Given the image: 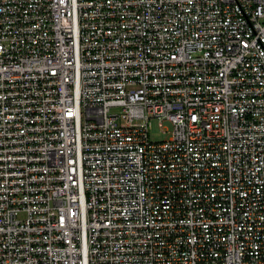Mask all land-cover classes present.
I'll return each mask as SVG.
<instances>
[{
    "label": "built area",
    "instance_id": "1",
    "mask_svg": "<svg viewBox=\"0 0 264 264\" xmlns=\"http://www.w3.org/2000/svg\"><path fill=\"white\" fill-rule=\"evenodd\" d=\"M0 264H264V0H0Z\"/></svg>",
    "mask_w": 264,
    "mask_h": 264
},
{
    "label": "rangeland",
    "instance_id": "2",
    "mask_svg": "<svg viewBox=\"0 0 264 264\" xmlns=\"http://www.w3.org/2000/svg\"><path fill=\"white\" fill-rule=\"evenodd\" d=\"M165 127L169 130H171V126L166 124ZM170 136L169 135H165L162 133L157 120H153V124H152V130L150 132V139L152 142L155 143H161L165 140H167Z\"/></svg>",
    "mask_w": 264,
    "mask_h": 264
}]
</instances>
